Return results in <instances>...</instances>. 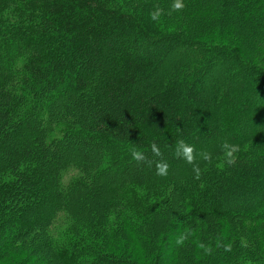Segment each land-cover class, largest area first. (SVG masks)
I'll return each instance as SVG.
<instances>
[{"label":"trees","instance_id":"obj_1","mask_svg":"<svg viewBox=\"0 0 264 264\" xmlns=\"http://www.w3.org/2000/svg\"><path fill=\"white\" fill-rule=\"evenodd\" d=\"M43 228L40 264H264V0H0V259Z\"/></svg>","mask_w":264,"mask_h":264},{"label":"rangeland","instance_id":"obj_2","mask_svg":"<svg viewBox=\"0 0 264 264\" xmlns=\"http://www.w3.org/2000/svg\"><path fill=\"white\" fill-rule=\"evenodd\" d=\"M77 201L75 202L76 205L75 207L77 208L76 210H80V213H84L87 214V210H89L90 208L87 207L88 201L87 200H83L82 198H76ZM73 201V199L69 200L68 203L70 204ZM88 208V209H87ZM66 214V213H65ZM165 218V217H164ZM169 218V217H166ZM46 227V226H43ZM44 231V236H42L43 238H37L36 234L38 233L37 230H34L33 232L35 233H31V235L28 236V241L24 242L23 247L16 249L13 251L12 248H9L4 255L1 257L0 259V264H24L23 262L25 261V259L29 260L28 262H26V264H40V262L37 260L39 257H43V258H47V252L45 251V249L40 248L41 244L47 239L45 232H47L46 229H42V231H39L41 233V235L43 234ZM36 235V236H35ZM40 239V240H39ZM108 249V247H107ZM111 249V248H110ZM32 250L33 252L28 254L26 252ZM114 249H112L113 251ZM115 252L117 253L116 249ZM142 252L138 249V248H131L128 249V254L129 256L136 260L138 263L140 264H144L146 259L142 257ZM197 258L200 257V255H195ZM49 259V258H48ZM51 264V263H48ZM55 264V263H53Z\"/></svg>","mask_w":264,"mask_h":264},{"label":"clouds","instance_id":"obj_3","mask_svg":"<svg viewBox=\"0 0 264 264\" xmlns=\"http://www.w3.org/2000/svg\"><path fill=\"white\" fill-rule=\"evenodd\" d=\"M176 8H180L181 5L177 3L175 5ZM224 148L228 149L226 156L229 158V163L231 162V158L233 157V153L238 149L236 146H230L228 144L224 145ZM153 152L159 154V150L155 145L152 146ZM175 153L178 157L186 159L188 162H191L193 159V146L187 143L184 139H180L176 142ZM132 156L135 160L140 161L144 159V156L141 152L133 150ZM167 169V164H162L157 166L158 174H165Z\"/></svg>","mask_w":264,"mask_h":264}]
</instances>
